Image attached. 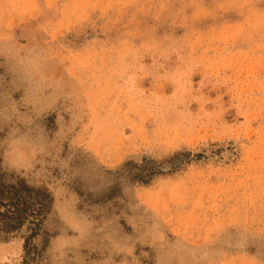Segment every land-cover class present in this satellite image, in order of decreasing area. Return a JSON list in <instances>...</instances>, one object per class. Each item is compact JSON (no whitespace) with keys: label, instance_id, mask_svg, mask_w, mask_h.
<instances>
[{"label":"rangeland","instance_id":"1","mask_svg":"<svg viewBox=\"0 0 264 264\" xmlns=\"http://www.w3.org/2000/svg\"><path fill=\"white\" fill-rule=\"evenodd\" d=\"M0 178L30 264H264V0H0Z\"/></svg>","mask_w":264,"mask_h":264},{"label":"trees","instance_id":"2","mask_svg":"<svg viewBox=\"0 0 264 264\" xmlns=\"http://www.w3.org/2000/svg\"><path fill=\"white\" fill-rule=\"evenodd\" d=\"M51 197L43 190L29 187L25 182L7 184L0 178V234H14L23 230L27 224L31 227L32 236L27 239V262L38 257L32 245L42 228L44 214L47 211Z\"/></svg>","mask_w":264,"mask_h":264}]
</instances>
